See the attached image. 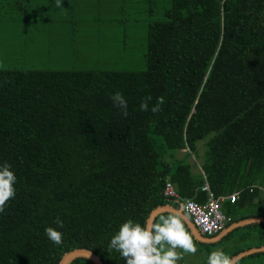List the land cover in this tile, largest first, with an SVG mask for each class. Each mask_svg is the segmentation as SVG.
<instances>
[{"label": "trees", "instance_id": "16d2710c", "mask_svg": "<svg viewBox=\"0 0 264 264\" xmlns=\"http://www.w3.org/2000/svg\"><path fill=\"white\" fill-rule=\"evenodd\" d=\"M116 92L127 116L113 106ZM148 96L149 111H141ZM161 96L162 111L153 114ZM200 145L195 172L188 159ZM5 162L17 180L0 213V264H58L75 248L116 264L120 254L108 245L124 221L144 225L154 208L180 207L163 194L167 180L198 202L206 200L205 180L215 196L238 191L236 202L222 204L227 224L264 216V0H169L162 18L147 23L141 69L0 67ZM57 217L59 246L45 234ZM241 228H255L254 247L264 245V222L224 238ZM192 238L206 250L216 245Z\"/></svg>", "mask_w": 264, "mask_h": 264}, {"label": "rangeland", "instance_id": "374dc122", "mask_svg": "<svg viewBox=\"0 0 264 264\" xmlns=\"http://www.w3.org/2000/svg\"><path fill=\"white\" fill-rule=\"evenodd\" d=\"M146 1L61 0V6L56 7L55 0H0V67L141 69L147 23L161 19L169 6V0H153L149 2L153 13L149 14ZM199 150L197 157H190L195 165L202 160L201 145ZM176 153L182 157L184 150ZM260 199L264 200L263 194ZM258 244L255 228H241L207 250L196 244L197 253L185 255L178 264H207L211 251L223 249L231 255ZM115 262L125 264L121 256ZM242 264H264V255L248 258Z\"/></svg>", "mask_w": 264, "mask_h": 264}, {"label": "clouds", "instance_id": "9594fccd", "mask_svg": "<svg viewBox=\"0 0 264 264\" xmlns=\"http://www.w3.org/2000/svg\"><path fill=\"white\" fill-rule=\"evenodd\" d=\"M56 7L61 6V0H55ZM114 107L122 110L127 116V101L123 94L116 92L111 96ZM151 96L146 97L140 104L141 111H149ZM165 102L163 96L156 99L151 112L162 111ZM16 176L7 162L0 165V213L5 211L10 199L16 195ZM56 227L45 228L47 238L56 246L63 243V233L57 228H63V221L57 217ZM115 250L125 260V264H178L185 255H195L198 251L196 244L186 230L179 212L163 214L158 220L142 225L129 218L124 221L118 232L110 239L108 251ZM207 264H234V259L223 249L211 251L207 257Z\"/></svg>", "mask_w": 264, "mask_h": 264}, {"label": "built area", "instance_id": "2783aa9c", "mask_svg": "<svg viewBox=\"0 0 264 264\" xmlns=\"http://www.w3.org/2000/svg\"><path fill=\"white\" fill-rule=\"evenodd\" d=\"M206 192V201L198 202L194 198H182L181 206L186 215H188L197 230L206 237L217 235L229 221V217L224 213L222 204L225 200L231 203L238 199L237 192L230 195L215 196L206 182L202 186ZM163 194L167 198L179 199V195L174 184L167 180L163 188Z\"/></svg>", "mask_w": 264, "mask_h": 264}, {"label": "water", "instance_id": "95a60500", "mask_svg": "<svg viewBox=\"0 0 264 264\" xmlns=\"http://www.w3.org/2000/svg\"><path fill=\"white\" fill-rule=\"evenodd\" d=\"M179 212L182 216V220L186 223L187 227L189 228V231L191 235L200 242L203 243H217L218 241L222 240L226 235H228L230 232L234 231L237 228L246 226L248 224H253V223H261L264 222V216H258V217H251V218H245L238 220L231 225H229L225 230L220 232L218 236L215 237H205L203 236L195 227V225L192 223V221L188 218L186 214H184V211L182 209V206L179 208L173 207L170 204H165L158 206L154 208L148 218L146 223L151 224L155 221V218L161 214V213H172V212ZM214 238V239H212ZM264 252V245L260 247H252L247 250L240 251L236 253L235 255L232 256L234 259V264L239 261L240 259L255 254V253H260ZM77 258H86L89 261H91L93 264H106L97 254H95L93 251L87 249V248H75L70 251H67L66 253L63 254L61 259L59 260L58 264H71L75 259Z\"/></svg>", "mask_w": 264, "mask_h": 264}, {"label": "crops", "instance_id": "0c3cea01", "mask_svg": "<svg viewBox=\"0 0 264 264\" xmlns=\"http://www.w3.org/2000/svg\"><path fill=\"white\" fill-rule=\"evenodd\" d=\"M179 152V151H178ZM179 158H181V157H179ZM190 161V160H189ZM192 164H194L193 163V161H190ZM195 165V164H194ZM194 168H193V171H197L198 172V168L200 167V164L199 165H195V166H193ZM200 171L202 172V174H203V171L200 169ZM207 181L205 180V183H206ZM204 183V184H205ZM208 183V182H207ZM209 185V184H208ZM175 186V185H174ZM176 188V187H175ZM210 188V187H209ZM201 190H202V188H201ZM212 191V190H211ZM205 192V191H204ZM235 192H237V194H238V198H239V192L238 191H235ZM179 195V194H178ZM205 195H206V192H205ZM215 195V194H214ZM182 198H190V197H180L179 196V199H177V202H179L180 201V199H182ZM206 199H207V197H206ZM176 200V199H175ZM206 201V200H205ZM204 201V202H205ZM254 201H258V198H255L254 199ZM262 201V200H261ZM260 200H259V202H261ZM180 206H181V201H180ZM222 209H224V207H222ZM249 218H251V217H249ZM243 219H245V218H243ZM239 220H241V219H239ZM234 222H236V221H234ZM234 222H229V224H227L226 223V225H225V227L220 231V232H222L223 230H225L229 225H231L232 223H234ZM254 224V223H253ZM248 225H250V224H248ZM243 227H245V226H243ZM220 232L217 234V235H215V236H218L219 234H220ZM215 236H213V237H215ZM206 237V236H205ZM211 238V237H210ZM223 239H225V238H223ZM222 239V240H223ZM226 240V239H225ZM219 243V241L216 243V244H218ZM243 251V250H242ZM232 257V256H231Z\"/></svg>", "mask_w": 264, "mask_h": 264}, {"label": "flooded vegetation", "instance_id": "af4514ba", "mask_svg": "<svg viewBox=\"0 0 264 264\" xmlns=\"http://www.w3.org/2000/svg\"><path fill=\"white\" fill-rule=\"evenodd\" d=\"M224 240H225V239H223V240H220L218 244H219V245H220V244H222V242H223Z\"/></svg>", "mask_w": 264, "mask_h": 264}]
</instances>
